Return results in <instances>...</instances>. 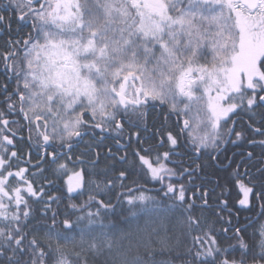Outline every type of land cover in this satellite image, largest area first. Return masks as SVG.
<instances>
[{
  "label": "snow or ice",
  "instance_id": "snow-or-ice-1",
  "mask_svg": "<svg viewBox=\"0 0 264 264\" xmlns=\"http://www.w3.org/2000/svg\"><path fill=\"white\" fill-rule=\"evenodd\" d=\"M0 72V264H264V223L205 213L211 161L264 216V0H0Z\"/></svg>",
  "mask_w": 264,
  "mask_h": 264
},
{
  "label": "trees",
  "instance_id": "trees-1",
  "mask_svg": "<svg viewBox=\"0 0 264 264\" xmlns=\"http://www.w3.org/2000/svg\"><path fill=\"white\" fill-rule=\"evenodd\" d=\"M2 79H3V75L1 74L0 80H2ZM236 130L238 131V128ZM234 139H235V136H234ZM248 139H259V137H254L251 133H248ZM241 145H244L243 146V148L245 149L244 153H246L247 151H253L255 156L259 157L261 155V149L259 147L248 145L246 140L244 142L239 141L235 145L231 144V143L227 145L226 151H223V155L220 157L219 163L220 164H227V161L224 159V156L232 157L234 160L232 167L234 168L235 162L240 161V158H239L240 156H239L237 150H239ZM233 147H235V148H233ZM25 150H26V148H25ZM233 154H235V155H233ZM245 167H248L250 169V172H251L254 180H259L261 174L258 173L256 171V169L259 168L260 165L256 162V160H252L251 162H245L244 164H242L241 169H240L241 173H243ZM32 170L35 171V169H32ZM231 170H232L231 168L223 169V168L219 167L216 163L210 161L209 168L207 170L208 179L206 180V185L210 191L209 204L212 207H210L209 209H206L205 213H206V215H208L209 219L215 220L216 217L213 215V213H215L217 211L216 204L218 203V200L227 199L229 201L228 207L231 209V213H229L227 210H223L221 212V214L225 217V219H227L231 215L233 225H235L236 227H244L245 230L242 233V235L244 236L245 241L248 242L250 246L255 248L256 242L259 240V236L254 235V233L257 231L260 224L264 223V216H258L257 215L259 212L258 207L252 208L251 211L242 210L240 208V206L235 203V201L238 199V197L236 196L235 190H233V194L231 197L220 196L221 188L217 187L216 183H215L217 180H220L221 184H223L224 183V177H226L227 173L231 172ZM46 175H48V178L50 180H55V177L51 176L50 174L46 173ZM132 178H134V177H130V179H132ZM240 178L245 179V183L248 182L247 179L244 178L243 176ZM36 180L38 183H43V181L41 180L40 177H36ZM137 182L140 184H146L147 187H149V188H158L159 187V184H157L155 182H149L148 180L144 179L143 177H141ZM60 183H62V182H58L56 185L51 186L50 190H49V188H46L45 190L48 192L49 195L54 194L57 192V188L60 186ZM153 194L155 195L156 193H153ZM73 199H74V202L81 203L83 200L87 199V193H85L83 196H79V197L74 195ZM65 203H67V200H65ZM255 203L256 202L253 201V204H255ZM37 207H39V205H37ZM54 207H55V205H54ZM125 215H126V213H125ZM237 215H238V221H237ZM108 219L115 222L116 228L118 230L126 229L130 226L127 222H125L121 218L120 215H115V216L109 217ZM106 223H107V220H106ZM227 226H228L227 224H223L220 222H217V224H216L217 228L227 227ZM181 239H182V245H181L180 251L183 250V247H186L190 244L189 239H186V238H181ZM218 239H220L221 246L228 244V243H234V240H227L226 241L220 237H218ZM238 256H239V253L237 252L236 257L238 258ZM180 259H182V258H180ZM180 259L176 260V264H180ZM97 264H100V262L98 261Z\"/></svg>",
  "mask_w": 264,
  "mask_h": 264
},
{
  "label": "flooded vegetation",
  "instance_id": "flooded-vegetation-1",
  "mask_svg": "<svg viewBox=\"0 0 264 264\" xmlns=\"http://www.w3.org/2000/svg\"><path fill=\"white\" fill-rule=\"evenodd\" d=\"M25 31H28V29H25ZM3 75V73L2 72H0V75ZM164 111H166V109L165 108H157V109H153L152 110V114L150 115V117H149V119H150V121H151V119H152V117L153 116H155V115H157V113H162V112H164ZM161 119H162V117H160ZM175 117L174 116H172V117H170L169 118V125H170V127H172V128H175ZM235 119H237L238 121H239V123H238V125H237V128H238V131H241L246 125H245V120L247 119L246 117H244V116H240V117H236ZM231 123V122H230ZM236 128V129H237ZM232 139H234V135H233V137H232ZM244 142V141H243ZM109 143L111 144V141H109ZM230 144V143H229ZM227 145L228 144H226L225 146H224V151H226V147H227ZM243 146L244 145H241V147L239 148V150H237V152H238V154H239V158L241 159V155L244 153V148H243ZM24 148H26L27 149V145H24L23 146ZM81 147H83V145H81ZM233 148H235V147H233ZM113 150L115 151L116 150V148H115V146H113ZM165 150H167V147H165V148H163V149H160V151L162 152V151H165ZM76 151V153L78 154L79 153V149H76L75 150ZM179 151H181V152H183V151H185V149H184V146H183V144L181 145V148L179 149ZM190 154V153H189ZM173 159H176V160H182V159H187V156H178V157H174ZM203 159L204 160H209V157L207 156V155H204L203 156ZM209 163H210V161H209ZM70 167H71V165H69ZM170 166H172V167H175V165H170Z\"/></svg>",
  "mask_w": 264,
  "mask_h": 264
}]
</instances>
